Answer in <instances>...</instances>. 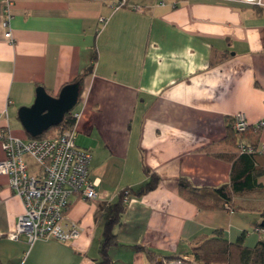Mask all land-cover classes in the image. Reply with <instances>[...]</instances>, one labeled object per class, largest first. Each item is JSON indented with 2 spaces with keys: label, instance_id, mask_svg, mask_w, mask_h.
Wrapping results in <instances>:
<instances>
[{
  "label": "crops",
  "instance_id": "obj_1",
  "mask_svg": "<svg viewBox=\"0 0 264 264\" xmlns=\"http://www.w3.org/2000/svg\"><path fill=\"white\" fill-rule=\"evenodd\" d=\"M5 1L0 129L28 138L19 108L32 105L39 87L56 96L95 56L72 114H79L75 144L91 157L89 177L99 197L71 198L66 224L79 226L75 240L29 245L24 236L6 237L23 203L0 175V264L101 263L103 210L125 190L130 196L112 226L106 264L191 259V249L216 231L229 242L245 233L247 247L262 239L264 232L254 230L264 222V126L241 140L233 136L246 143L257 133L251 163L262 171L263 189L235 196L232 211L197 208L179 195L178 182L184 178L201 190L229 184L231 163L212 155L235 156L226 140L228 120L242 114L250 125L264 122V0L260 7L238 0H129L114 11L101 0H9L12 44L2 27ZM144 168L159 182L135 196L148 181Z\"/></svg>",
  "mask_w": 264,
  "mask_h": 264
},
{
  "label": "built area",
  "instance_id": "obj_2",
  "mask_svg": "<svg viewBox=\"0 0 264 264\" xmlns=\"http://www.w3.org/2000/svg\"><path fill=\"white\" fill-rule=\"evenodd\" d=\"M109 4L114 11L123 8L129 0H101ZM164 5V0H159ZM250 6H262L263 0H238ZM12 3L5 1L2 21L4 39L13 43L10 22ZM138 10V9H137ZM102 21V19H101ZM76 121L79 114H73ZM231 130L241 135L248 130L258 132L264 122L250 125L242 114L232 117ZM0 145L4 158L0 161V175L8 177L14 195L21 199L23 212L17 218L14 230L7 234V239L17 241L21 236L29 245L36 241L56 240L71 242L80 234L75 223L66 224V213L73 196L93 201L99 197L97 182L89 177L90 155L80 150L75 144L74 126L64 130L54 138H18L11 134L8 126L0 129ZM239 154H251L255 151L243 143L237 145ZM31 160L37 172L28 171ZM128 191H124V202ZM255 232L263 233V227H256ZM160 264H194L187 258L164 260Z\"/></svg>",
  "mask_w": 264,
  "mask_h": 264
},
{
  "label": "trees",
  "instance_id": "obj_3",
  "mask_svg": "<svg viewBox=\"0 0 264 264\" xmlns=\"http://www.w3.org/2000/svg\"><path fill=\"white\" fill-rule=\"evenodd\" d=\"M95 59L96 57L94 56L92 65L89 67L88 71L79 75L71 83L79 82L81 88L83 77L91 71ZM80 94L78 101L80 99ZM231 122L232 119L228 120L227 122L228 129L230 131ZM74 124L75 120L71 111L64 116L62 122L58 126L50 128L48 131L34 139L54 138L64 130L72 128ZM249 132L251 131L248 130L241 134L239 139L241 140V138L246 136V134H249ZM251 134V138L253 139L249 142L243 143L246 146L252 147L256 151L258 144L257 139L255 138H257L258 135L257 133ZM233 136H236V134L231 131L226 140L228 143H231L232 151H234L236 158H234L235 156L233 155H231V157L229 156L230 158H228L226 156L228 154L223 155L210 153L219 159H223L231 163L232 173L229 184L222 185L214 189L201 190L191 187L189 182L184 178L180 179L178 182L179 195L199 209L211 210L225 208L228 211H232V200L235 196L241 195L243 193L253 192L257 189H263V186L257 182V178L261 175L262 171L255 169L251 163L254 159L252 157L257 153L253 152L251 154H239L237 148L239 141L238 143H235V138ZM28 138L31 139L29 136ZM243 157L251 158H246V160ZM144 173L148 177V181L136 191L135 196H141L149 191L154 190L159 182V177L156 174L149 172L146 168H144ZM128 196H130V191L127 194V197ZM124 209V191H122L119 195L118 201L111 206L105 207L103 210L106 223L104 228L103 244L100 251L101 255H103V261L99 264L107 263L105 258V250L109 245L114 243L112 226L119 222ZM244 237L245 233L240 235L234 242H229L223 238L221 232L216 231L214 232L213 237L203 239L191 249L192 257L188 260L194 264H264V239L257 241L253 247H247L244 243ZM137 249L141 250L140 247ZM146 254L148 257L150 256L148 251H146Z\"/></svg>",
  "mask_w": 264,
  "mask_h": 264
},
{
  "label": "water",
  "instance_id": "obj_4",
  "mask_svg": "<svg viewBox=\"0 0 264 264\" xmlns=\"http://www.w3.org/2000/svg\"><path fill=\"white\" fill-rule=\"evenodd\" d=\"M79 82L63 86L56 96H50L39 87L31 106L21 107L17 117L24 132L36 138L52 127L58 126L64 116L76 106L80 94ZM264 228V222L261 224Z\"/></svg>",
  "mask_w": 264,
  "mask_h": 264
},
{
  "label": "rangeland",
  "instance_id": "obj_5",
  "mask_svg": "<svg viewBox=\"0 0 264 264\" xmlns=\"http://www.w3.org/2000/svg\"><path fill=\"white\" fill-rule=\"evenodd\" d=\"M258 195L261 196L262 194L260 193V194H258ZM258 195H254V196L258 197ZM261 197H263V195H262ZM234 205H237L238 207H241V206L243 205V203H241V202H240V203H238V202L236 203V202H235V204H233V206H234ZM258 236H259V235H258ZM261 236H262V239H264V235H261ZM258 238H260V237H258ZM254 245H255V244H253L252 247H253Z\"/></svg>",
  "mask_w": 264,
  "mask_h": 264
}]
</instances>
